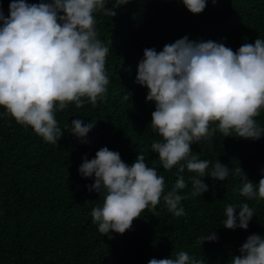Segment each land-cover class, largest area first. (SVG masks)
<instances>
[{
	"label": "trees",
	"instance_id": "trees-1",
	"mask_svg": "<svg viewBox=\"0 0 264 264\" xmlns=\"http://www.w3.org/2000/svg\"><path fill=\"white\" fill-rule=\"evenodd\" d=\"M10 2L0 0L5 17ZM115 11L112 18L95 14L98 38L110 49L106 98L95 106L85 99L79 109L70 104L57 112L64 131L58 145L11 117H0V264H148L179 251L203 257L206 264H230L249 235L264 237V200L240 195L244 176L257 185L264 176V136L254 141L224 137L218 131L191 149L202 160H219L229 168V176L225 181L201 178L208 191L192 196L190 177L197 174L185 168L181 175L187 186L179 193L187 196L182 201L185 215L174 216L161 199L154 212L146 209L123 235L98 231L90 213L103 198L88 190L94 176L85 178L78 171L85 157L91 160L107 147L131 165L143 154L164 177L165 193L178 178V166L164 170L151 151L153 140L160 139L150 125L155 104L146 100L147 89L135 83L144 50L160 52L185 36L190 41L222 42L233 51L244 42L264 39V0H217L215 5L208 0L199 15L191 14L181 0H131ZM126 93H131L128 101L123 99ZM74 119L95 124L87 143L71 134ZM256 119L264 128V110ZM236 167L243 173L236 174ZM210 171L211 164L206 175ZM242 203L254 210L248 229L224 228L225 206ZM208 232L217 240L199 245L197 239Z\"/></svg>",
	"mask_w": 264,
	"mask_h": 264
},
{
	"label": "clouds",
	"instance_id": "clouds-1",
	"mask_svg": "<svg viewBox=\"0 0 264 264\" xmlns=\"http://www.w3.org/2000/svg\"><path fill=\"white\" fill-rule=\"evenodd\" d=\"M131 0H11L9 15L0 8V117L31 127L45 142L58 145L64 131L58 126L57 112L70 104L83 107L85 99L95 106L106 98L110 83L106 72L109 47L98 38L96 13L108 17ZM193 15L201 14L208 0H181ZM215 5L217 0H211ZM111 3L112 8L106 7ZM135 83L147 89L146 100L154 102L151 128L160 139L151 151L158 154L164 170L178 166L174 187L165 193V179L143 154L125 163L118 152L103 147L95 158H84L82 177L94 176L89 186L102 197L91 210L93 223L103 235H123L146 209L155 211L163 200L174 216L185 215L180 193L190 177L192 196L208 191L205 177L225 181L229 168L214 164L193 153L192 144L210 140L218 131L224 137L259 140L264 128L257 117L264 110V39L244 42L233 51L222 42L190 41L187 36L166 44L157 52L145 49L138 63ZM131 93L123 96L130 100ZM93 122L74 119L71 134L87 143ZM211 164L210 173L206 172ZM236 174L243 173L239 167ZM244 175V174H243ZM203 178V179H201ZM240 195L248 200H264V176L258 185L244 176ZM237 210L239 215L237 216ZM223 227L247 230L254 217L248 203L225 206ZM238 221V223H237ZM215 233L197 239L199 245L215 242ZM232 256L230 264H264V237L249 235ZM148 264H206L187 251L170 258H152Z\"/></svg>",
	"mask_w": 264,
	"mask_h": 264
}]
</instances>
